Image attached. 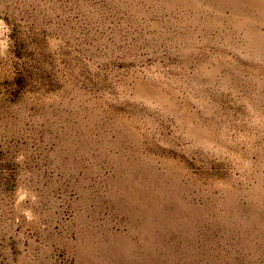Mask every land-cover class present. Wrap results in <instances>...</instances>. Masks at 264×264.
<instances>
[{
    "label": "rangeland",
    "instance_id": "1",
    "mask_svg": "<svg viewBox=\"0 0 264 264\" xmlns=\"http://www.w3.org/2000/svg\"><path fill=\"white\" fill-rule=\"evenodd\" d=\"M0 264H264V0H0Z\"/></svg>",
    "mask_w": 264,
    "mask_h": 264
}]
</instances>
